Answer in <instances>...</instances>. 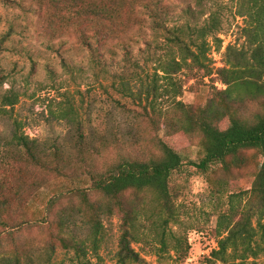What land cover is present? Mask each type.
<instances>
[{
    "label": "rangeland",
    "instance_id": "1",
    "mask_svg": "<svg viewBox=\"0 0 264 264\" xmlns=\"http://www.w3.org/2000/svg\"><path fill=\"white\" fill-rule=\"evenodd\" d=\"M89 1L118 10L114 31L97 61L79 38V31L88 28ZM237 1L0 0V39L14 31L0 50V200L10 201L5 215L10 226L0 224V257L32 256L42 264L49 247L56 244L51 264H119L113 253L100 250V256L93 251L84 255L65 249L59 238L87 239L92 229L86 202H105L93 186L95 176L108 174L126 159L155 156V139L160 137L185 161L170 184L179 221L170 223L175 237L169 235L168 241L179 250L158 252L161 245L150 234L151 219L159 214L157 196L131 192L123 200L135 212L145 213L137 223L140 242L132 245L146 262L131 264H225L211 257L218 247L219 222L229 209L230 195L252 188L260 153L247 150L241 152L243 165L229 169L215 165L201 171L192 164L204 156L198 134H186L174 125L169 131L153 122L159 119L158 112L121 90L120 79L140 77L149 82L159 58L166 56V49L160 47L165 30L147 7L159 3L170 26L201 27L216 13L221 30L215 36L222 41L209 38L205 70L179 74L184 88L178 100L201 107L209 100L219 104L217 91L227 87L218 70L235 50L250 55L253 49L246 38L247 17L239 13ZM244 96L239 110L252 118L262 109L264 97ZM7 97L16 103L6 104ZM173 103V96H162L155 105L163 115L178 114ZM15 132L35 142L37 162L13 142ZM118 220L103 216L114 231ZM20 222L24 225L13 228ZM244 264H264V254Z\"/></svg>",
    "mask_w": 264,
    "mask_h": 264
},
{
    "label": "trees",
    "instance_id": "2",
    "mask_svg": "<svg viewBox=\"0 0 264 264\" xmlns=\"http://www.w3.org/2000/svg\"><path fill=\"white\" fill-rule=\"evenodd\" d=\"M5 1V0H4ZM239 13L247 17L245 28L246 38L253 47L250 55L242 50H235L226 66L218 70L219 79L227 88L219 90L220 103L214 100L204 106L186 105L181 100L184 84L179 74L185 70L198 71L207 68L210 60L209 38L221 39L215 36L221 30L219 15L213 13L209 22L198 26H170L167 17L162 13L159 3L147 7L148 12L158 27L165 30V41L160 47L166 49L165 58H159L155 76L151 81L135 78L120 79L121 90H126L130 97L136 98L140 105L147 103L158 112L159 119L153 122L164 124L170 131L174 126L186 134L197 133L201 139L204 156L199 162H192L203 172L215 165L226 169L244 164L241 152L256 150L262 161L256 179L250 190L230 195L229 209L222 214L219 222L218 247L211 257L214 262L227 264H244L250 257L257 258L264 254V104L262 109L252 118L244 116L239 110L243 104L244 95L252 99L264 97V0H238ZM116 8L111 5L89 1L85 14L89 20L88 28L79 31L83 45L97 61L104 46L108 44L110 32L114 31ZM1 23V18H0ZM94 23V24H90ZM188 27V28H187ZM13 30L7 31L0 39V50L10 39ZM128 47V46H126ZM129 50H127L128 52ZM162 72L163 74H160ZM164 84H158L160 81ZM137 82V83H136ZM0 83H3L0 76ZM133 87L136 90H133ZM245 92V94H243ZM162 96H173L175 111L163 115L155 103ZM16 100L6 98V104L14 105ZM146 105V106H147ZM226 123V126L223 123ZM13 142L25 148L35 162L38 160L36 144L23 134L15 132ZM158 153L147 160L126 159L118 163L108 174L95 176L93 186L102 195L105 202H86L89 208L87 215L92 233L87 239L59 238L61 245L68 250H75L86 255L93 251L100 256V250L114 254L119 264L146 263L133 243L140 242L137 238V223L145 213L135 212L123 200L131 192H152L157 196L159 214L151 219L153 240H158L161 247L158 252H169L170 248L179 250L168 241L169 235L175 237L170 226L171 222L179 221V213L174 204L171 192L173 173L180 170L184 157L164 138H156ZM10 201L0 200V224L10 226L5 215L10 209ZM117 217V230H113L103 221V216ZM225 219V223L223 221ZM24 222L14 225L20 228ZM111 225H114L112 220ZM110 231H113L112 233ZM51 252L42 260V264H51L56 253V244L49 247ZM237 260H241L237 262ZM0 264H40L32 256L22 259L20 255L0 257Z\"/></svg>",
    "mask_w": 264,
    "mask_h": 264
}]
</instances>
